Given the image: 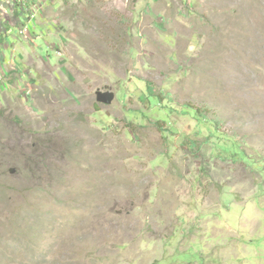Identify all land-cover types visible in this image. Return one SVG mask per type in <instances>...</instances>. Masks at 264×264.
I'll use <instances>...</instances> for the list:
<instances>
[{
  "label": "rangeland",
  "instance_id": "obj_1",
  "mask_svg": "<svg viewBox=\"0 0 264 264\" xmlns=\"http://www.w3.org/2000/svg\"><path fill=\"white\" fill-rule=\"evenodd\" d=\"M30 30L0 264H264V0H47Z\"/></svg>",
  "mask_w": 264,
  "mask_h": 264
},
{
  "label": "built area",
  "instance_id": "obj_2",
  "mask_svg": "<svg viewBox=\"0 0 264 264\" xmlns=\"http://www.w3.org/2000/svg\"><path fill=\"white\" fill-rule=\"evenodd\" d=\"M47 0H2L0 11V20L3 23L4 30L0 29V37L6 35V25L10 22L9 18L17 19L14 26L17 28L18 33L29 39L30 29L37 18V11L42 4H45ZM4 7L7 9H4ZM19 13V18L14 17V13ZM9 17V18H8ZM0 42V48H1Z\"/></svg>",
  "mask_w": 264,
  "mask_h": 264
},
{
  "label": "crops",
  "instance_id": "obj_3",
  "mask_svg": "<svg viewBox=\"0 0 264 264\" xmlns=\"http://www.w3.org/2000/svg\"><path fill=\"white\" fill-rule=\"evenodd\" d=\"M1 2H2V0H0V6H1ZM4 9H6V8L4 7ZM1 13L2 12L0 11V15H1ZM19 16L20 15H19L18 12L14 13V17L15 18H19ZM9 20H10V25L9 24H5L6 25V35H2L0 37V42H1V45H2V47L0 48V60H2L3 63H6L7 57L10 56L9 52H11V48H7V50H5L6 49L5 48V44L11 43L13 45L14 44L13 40L16 38V35H18L17 28L14 26V23H16L17 19L9 18ZM5 53H7V54H5Z\"/></svg>",
  "mask_w": 264,
  "mask_h": 264
},
{
  "label": "water",
  "instance_id": "obj_4",
  "mask_svg": "<svg viewBox=\"0 0 264 264\" xmlns=\"http://www.w3.org/2000/svg\"><path fill=\"white\" fill-rule=\"evenodd\" d=\"M98 96V101L105 103L106 105L112 104L113 100L115 99V94L112 92L99 93Z\"/></svg>",
  "mask_w": 264,
  "mask_h": 264
},
{
  "label": "trees",
  "instance_id": "obj_5",
  "mask_svg": "<svg viewBox=\"0 0 264 264\" xmlns=\"http://www.w3.org/2000/svg\"><path fill=\"white\" fill-rule=\"evenodd\" d=\"M197 113H198V114H201V113H202V111H201V110H197ZM203 117H206V115H205V114H203Z\"/></svg>",
  "mask_w": 264,
  "mask_h": 264
},
{
  "label": "clouds",
  "instance_id": "obj_6",
  "mask_svg": "<svg viewBox=\"0 0 264 264\" xmlns=\"http://www.w3.org/2000/svg\"><path fill=\"white\" fill-rule=\"evenodd\" d=\"M37 19V18H36ZM30 32H31V30H30ZM19 34V33H18Z\"/></svg>",
  "mask_w": 264,
  "mask_h": 264
}]
</instances>
